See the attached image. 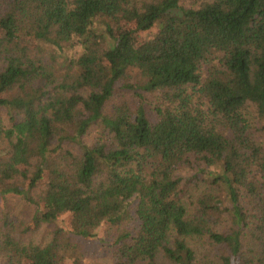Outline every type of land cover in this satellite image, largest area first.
Segmentation results:
<instances>
[{
  "label": "trees",
  "instance_id": "16d2710c",
  "mask_svg": "<svg viewBox=\"0 0 264 264\" xmlns=\"http://www.w3.org/2000/svg\"><path fill=\"white\" fill-rule=\"evenodd\" d=\"M194 1L0 0V264H83L105 227L113 264H264V0Z\"/></svg>",
  "mask_w": 264,
  "mask_h": 264
},
{
  "label": "rangeland",
  "instance_id": "374dc122",
  "mask_svg": "<svg viewBox=\"0 0 264 264\" xmlns=\"http://www.w3.org/2000/svg\"><path fill=\"white\" fill-rule=\"evenodd\" d=\"M195 1L194 0H181L180 6L187 9L191 8L194 5ZM93 30L97 33H102L104 31V27L100 23L99 19H95L93 21ZM134 30V25L133 24H119V28L117 30L118 33L126 32V31H133ZM155 34V29H152L147 32H141L137 33L134 38L136 44H140L142 42H145L146 40L152 38ZM34 46H30L32 48ZM39 47L44 48L47 50V52H51L53 55L58 57L59 61H64V60H70L74 57L79 56L82 53V46L80 45L79 42L74 43L73 46H67L63 49V51L58 52L54 51V49L44 46V45H39ZM135 72L134 74H131L133 79L131 82L134 81L135 78ZM119 96H116L115 99L118 100L119 97L123 98L121 101H126L131 105V107H135L137 103H139V100L135 97L134 94L131 92H126V91H119L118 92ZM142 98H143V103H144V109L146 112V115L149 120L152 122L156 121V115L154 113V108L159 107V106H164L165 102L162 101L161 98V93H141ZM247 121H249L252 125L255 124L256 120V115H255V109L253 106L249 105L246 109V117ZM182 175L186 173V171H180ZM36 194L34 193L33 196ZM8 205L10 208V219L14 221L16 224L23 223L27 224L28 221L30 220L32 214H33V209L31 206L28 204H25L21 202L18 199L11 198L8 200ZM133 214V212H132ZM133 221H131L130 224L126 226V228L130 229L131 231H135V228L138 225V221L136 217L133 214ZM65 223H59V225H63ZM58 225V226H59ZM52 228L50 227H42L38 231L34 233H29L22 235L24 241H42L45 240L49 237L48 232L51 231ZM116 229H109V228H102L97 232V237L87 239V240H78L81 244L82 248V263L83 264H113L114 257L112 254L113 247L112 243L114 241V237L116 235Z\"/></svg>",
  "mask_w": 264,
  "mask_h": 264
}]
</instances>
